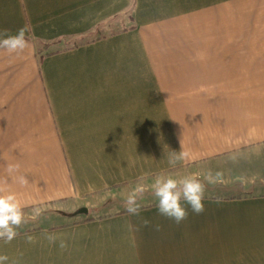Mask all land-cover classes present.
<instances>
[{
	"label": "crops",
	"instance_id": "0c3cea01",
	"mask_svg": "<svg viewBox=\"0 0 264 264\" xmlns=\"http://www.w3.org/2000/svg\"><path fill=\"white\" fill-rule=\"evenodd\" d=\"M259 13L264 0H0V32L27 29L24 52L0 49V189L24 212L111 209L145 173H198L216 193L180 224L151 204L19 230L0 240L6 264H264Z\"/></svg>",
	"mask_w": 264,
	"mask_h": 264
},
{
	"label": "clouds",
	"instance_id": "9594fccd",
	"mask_svg": "<svg viewBox=\"0 0 264 264\" xmlns=\"http://www.w3.org/2000/svg\"><path fill=\"white\" fill-rule=\"evenodd\" d=\"M26 28H20L16 34L8 35L7 32H0V49L6 50L9 55L20 54L28 47ZM172 152L169 164L175 166L178 162L188 158L189 153L183 150ZM19 165H9L8 171L12 173L18 169ZM217 176L220 174L217 173ZM147 173L143 174L134 187L127 191L124 199V206L129 215L140 216L143 207L142 201L145 194L150 192L156 201L158 213L168 219L174 220L177 224L187 219V207L200 214L204 211V200L206 187L198 173L175 177L172 175H158L150 185H146L143 180ZM209 183L214 182L212 174L206 177ZM18 182L26 185L28 180L25 176H19ZM43 209L35 207L32 211L31 219L36 220L42 214ZM23 205L15 192L0 189V240L10 243L19 234L22 224L26 223ZM150 222L143 220V226H148ZM160 230V226H156ZM46 238L50 243H55L58 237L55 234H47ZM27 241L33 242V237L28 236ZM66 243L61 240V249L66 248ZM8 256L0 255V264H6Z\"/></svg>",
	"mask_w": 264,
	"mask_h": 264
},
{
	"label": "rangeland",
	"instance_id": "374dc122",
	"mask_svg": "<svg viewBox=\"0 0 264 264\" xmlns=\"http://www.w3.org/2000/svg\"><path fill=\"white\" fill-rule=\"evenodd\" d=\"M259 14H264V13H259ZM74 44V42H70L67 43L66 45H71ZM202 180V179H201ZM216 188V187H215ZM217 191V190H215ZM214 194V191H209L208 189H206L205 194ZM126 195V193H125ZM216 195V193L214 194ZM116 198H120L119 196H116ZM122 200L124 198H121ZM143 206H148L151 204H156V201L154 199V197L151 195L150 192H147L145 194L144 200L142 201ZM43 212L40 215L39 218H37L36 220H32L29 216L32 215V210L28 211V212H24L25 213V218L27 220L26 223L22 224L20 227V231H25V230H31L34 229L36 230L37 228L42 229V228H59L65 225H69V224H75L77 222H81V221H85L87 219H97L99 217L101 218H105L108 216H111L113 214H115L116 211H122L125 209V206H115L111 209L109 208H104L102 210L99 211V213L96 214V212L91 209L89 210L88 208H86L85 203H83L80 206V209L78 208L76 209H63L64 211H58L53 207H44L42 208ZM79 210H81L80 212H78ZM83 210H86L85 212H82ZM126 210V209H125ZM75 211V212H74ZM65 213V214H63ZM74 213V214H73Z\"/></svg>",
	"mask_w": 264,
	"mask_h": 264
},
{
	"label": "trees",
	"instance_id": "16d2710c",
	"mask_svg": "<svg viewBox=\"0 0 264 264\" xmlns=\"http://www.w3.org/2000/svg\"><path fill=\"white\" fill-rule=\"evenodd\" d=\"M106 202L107 201L103 202L99 207H96L95 209H93L96 212V214L99 213L100 210H102L104 208H107V205L109 204V201L107 203ZM113 203H117L116 205L119 206V207L124 205V201H114ZM123 213H127V211L124 209L122 211H119L118 214H123ZM63 214H65V213H63ZM99 219H101V217H99ZM89 221H91V219H87L84 222H89ZM52 229H55V228H52Z\"/></svg>",
	"mask_w": 264,
	"mask_h": 264
},
{
	"label": "water",
	"instance_id": "95a60500",
	"mask_svg": "<svg viewBox=\"0 0 264 264\" xmlns=\"http://www.w3.org/2000/svg\"><path fill=\"white\" fill-rule=\"evenodd\" d=\"M86 210H83L82 212H85Z\"/></svg>",
	"mask_w": 264,
	"mask_h": 264
}]
</instances>
